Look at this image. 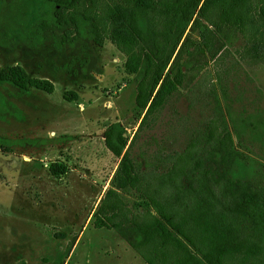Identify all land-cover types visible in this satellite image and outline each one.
I'll return each mask as SVG.
<instances>
[{
  "label": "trees",
  "instance_id": "16d2710c",
  "mask_svg": "<svg viewBox=\"0 0 264 264\" xmlns=\"http://www.w3.org/2000/svg\"><path fill=\"white\" fill-rule=\"evenodd\" d=\"M42 2L50 7L49 16L27 27L36 44L51 41L60 47L86 35L97 46L109 41L125 57L133 104L145 112L139 129L169 97L191 90L196 75L224 58L238 38L257 49L249 53L255 61L264 62V0ZM206 82L195 97L201 117L183 149L162 160L167 164L162 171L144 173V163L130 158L119 122L102 133L105 148L118 159L111 186L134 195V206L146 210L128 216L124 198L110 188L90 220L94 228L113 231L145 264H264V174L238 176L248 156L227 122L232 104L228 70ZM5 86L19 96L32 89L54 91L49 80L31 78L18 65L0 68V87ZM62 97L77 100L71 91ZM259 166L264 171V164ZM65 172L57 163L48 167L53 177ZM76 238L65 247L63 258L50 264H65Z\"/></svg>",
  "mask_w": 264,
  "mask_h": 264
},
{
  "label": "rangeland",
  "instance_id": "374dc122",
  "mask_svg": "<svg viewBox=\"0 0 264 264\" xmlns=\"http://www.w3.org/2000/svg\"><path fill=\"white\" fill-rule=\"evenodd\" d=\"M50 11L42 0H0V68L18 65L54 86L52 94L32 89L23 96L0 87V264H50L63 258L73 237L65 264H145L113 231L94 228L90 220L110 188L124 198L128 216L146 210L134 206V195L111 186L118 159L105 148L103 131L119 122L127 137L124 151L144 163L143 172L164 170L162 160L183 149L201 117L195 97L226 68L232 100L227 122L248 156L238 176L259 178L264 62L255 61L249 53L257 49L238 38L224 58L196 75L191 90L173 94L139 129L145 112L133 104L132 75L114 45L97 46L86 35L60 47L29 38L27 27ZM66 91L77 100L65 101ZM51 163L64 166L65 174L51 176ZM61 233L65 237L57 238Z\"/></svg>",
  "mask_w": 264,
  "mask_h": 264
},
{
  "label": "crops",
  "instance_id": "0c3cea01",
  "mask_svg": "<svg viewBox=\"0 0 264 264\" xmlns=\"http://www.w3.org/2000/svg\"><path fill=\"white\" fill-rule=\"evenodd\" d=\"M79 238H80V236H79ZM77 241H78V239H77ZM114 246H115V244H114ZM112 247V246H111ZM136 256H137V254H136ZM139 257V256H138ZM137 259H139V258H137ZM141 259V258H140ZM141 261H143V260H141ZM142 263H144V262H142Z\"/></svg>",
  "mask_w": 264,
  "mask_h": 264
}]
</instances>
